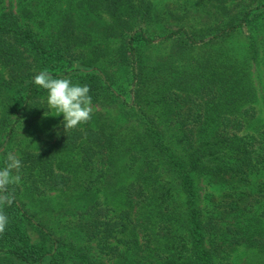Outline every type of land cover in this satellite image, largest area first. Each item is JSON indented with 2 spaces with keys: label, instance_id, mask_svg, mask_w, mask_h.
Listing matches in <instances>:
<instances>
[{
  "label": "trees",
  "instance_id": "1",
  "mask_svg": "<svg viewBox=\"0 0 264 264\" xmlns=\"http://www.w3.org/2000/svg\"><path fill=\"white\" fill-rule=\"evenodd\" d=\"M45 69L90 88L87 123L64 130ZM261 104L264 0H0V264L264 258Z\"/></svg>",
  "mask_w": 264,
  "mask_h": 264
},
{
  "label": "clouds",
  "instance_id": "2",
  "mask_svg": "<svg viewBox=\"0 0 264 264\" xmlns=\"http://www.w3.org/2000/svg\"><path fill=\"white\" fill-rule=\"evenodd\" d=\"M33 83L46 90L47 105L55 110V115H63L64 130L75 129L87 123L92 115V98L87 85L74 84L69 78L54 77L47 69L34 76ZM21 162L12 153L7 155L5 166L0 169V234L8 223L3 206L11 205L13 197L9 194V185L19 184Z\"/></svg>",
  "mask_w": 264,
  "mask_h": 264
},
{
  "label": "rangeland",
  "instance_id": "3",
  "mask_svg": "<svg viewBox=\"0 0 264 264\" xmlns=\"http://www.w3.org/2000/svg\"><path fill=\"white\" fill-rule=\"evenodd\" d=\"M152 1L154 3H157V4L160 3V2H163V1H164V3L169 2V0H152ZM123 80L124 79L120 76L118 84H120L121 86H125ZM260 109H261L260 119L263 121L264 120V106H263V104H261ZM46 119L43 121L44 122L43 128H45L44 126L49 123V120L46 121ZM41 121H42V118L40 120H37L36 122H34L33 125L37 128V126L39 125V123ZM48 197L51 200L52 207H54L53 211H57V213H53V215L59 214L58 218H61V217L67 218V217H69V216H62V214L63 215H67L69 213V210H68L67 214L62 213L64 209H66V208L71 209V207H69L66 204V198L64 196V192H56V191L55 192H51V193L48 194ZM40 212H42V211H40ZM50 214H51V211H50L49 215ZM50 225L52 226V230H53V232L55 234L58 235V234L61 233L60 230L62 228H59V226L57 225V221L56 220L50 222ZM66 234L68 235L69 232H67ZM261 256H262L261 254H258V253H256L253 250L240 248L238 251L235 252V254L233 256V264H258V263H261V262H262V264H264V258H262Z\"/></svg>",
  "mask_w": 264,
  "mask_h": 264
}]
</instances>
